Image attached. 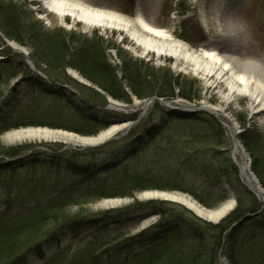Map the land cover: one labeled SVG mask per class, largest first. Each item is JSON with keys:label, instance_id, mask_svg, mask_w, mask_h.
<instances>
[{"label": "trees", "instance_id": "obj_1", "mask_svg": "<svg viewBox=\"0 0 264 264\" xmlns=\"http://www.w3.org/2000/svg\"><path fill=\"white\" fill-rule=\"evenodd\" d=\"M180 10L185 11L184 6ZM35 26L31 31L23 29L16 7L0 3L1 35L20 45L27 42L32 48L30 60L35 68L54 85L68 82L74 85L82 100L90 105L104 107L108 97L125 104H131L132 97L138 100L155 97L163 102L176 98L189 103L199 100V92L194 91L190 83L189 86L181 84L179 78L174 79L167 72L151 70V74L143 62L127 61L119 80L100 46L85 42L76 47L63 35L44 34ZM8 55H4L5 61H0V99L10 93L6 111L0 116V135L18 128L48 127L92 137L107 128L104 121L71 105V97H65L64 91L53 92L44 87V80L27 64ZM68 67L101 93H93L71 81L66 74ZM18 78V84L11 88L12 81ZM153 104L161 111V120L152 118L150 127L143 133L134 126L121 141L110 143L116 145V154L120 149H128L119 163L81 164L78 176L89 178L91 183L76 194L56 189L63 173H68L58 160L65 157L76 161L93 159L103 155L101 147L87 149L89 152L84 155H56V152L45 154L37 149L49 147L47 144L8 149L0 145V158H17L30 152L28 161L0 162V188L3 189L0 193V263L12 257L20 261L26 251L34 250L42 264H219L226 240L227 264H264V207L245 186L235 185L237 169L230 157L219 150L225 146L223 127L207 114L182 117L165 111L157 101ZM40 108L44 115L38 116ZM70 115L79 119L72 120ZM137 119L138 115L130 117L131 121ZM239 139L250 157V169L264 189V135L243 132ZM123 141H128L127 145L123 146ZM200 151L207 152L203 160L192 162V156ZM41 157L49 163L35 165ZM53 160L58 163L57 169ZM71 162L75 161L69 160L66 168L71 167ZM223 180L236 192V207L216 225L196 218L179 205L136 203L134 207L149 208L162 221L131 237L130 229L126 228L131 219L124 215L103 220L102 214L70 217L68 213L72 206L110 199L135 200L137 194L152 190L189 194L206 209H214L223 201L218 190ZM175 211L187 219L163 222L166 215ZM256 213L254 218L238 224L245 216ZM89 226L90 231L86 232ZM65 231L71 242L66 245L60 242L46 256L42 243L48 239L58 241V235Z\"/></svg>", "mask_w": 264, "mask_h": 264}, {"label": "rangeland", "instance_id": "obj_2", "mask_svg": "<svg viewBox=\"0 0 264 264\" xmlns=\"http://www.w3.org/2000/svg\"><path fill=\"white\" fill-rule=\"evenodd\" d=\"M86 1L90 4L97 5L96 3H92V0H86ZM226 1L227 0H186L185 2H181V0H106L107 3H101V5L106 6L107 9L118 11L119 13H122L123 15L128 16L130 18H134L136 11L140 9L145 19L150 20L155 26L159 28L167 29L168 31H170L171 35L174 38L187 43L189 46H191L194 49H199L201 47H208V46L213 47L221 43L222 37L219 35L217 31V25L214 21L215 11H218V15H220L223 13V10L232 7L234 9V12L232 13L234 22L242 25L243 30L247 34L248 45H246L245 48H243V50L240 48H236L235 50L229 52L234 57L236 56H241V58L248 57L254 60H261L264 62V0H238L235 3H233L234 2L233 0H231L230 2L229 1L226 2ZM0 3H7V4L11 3L16 7L17 12H19V21L21 22L23 29L31 31L32 26L35 24L36 25L35 28L38 31L48 35L53 33H58V35L61 34L67 41L71 40L73 42V45H75L76 47H80V45H84L85 42H92L97 46H100L101 49L104 50L105 57L108 60V63L113 68V70L116 72L117 78L119 80L122 79L121 69L124 67V64L127 61L143 62L145 66L148 67V71L151 74H152L151 70H153L154 73H156V71L164 72V73L167 72L171 74L174 79L179 78L181 84L187 83V85L189 86L190 83L191 86L193 87L192 89L194 91H198L200 96L199 100L195 101L194 104L196 106H200L202 103H206L209 107L216 110V113L213 111L214 114L217 115L222 121L226 120L225 117L232 119L236 123L237 130L239 132H245V133L257 132L259 134L264 135V115L252 113L249 109V101L247 98L239 97L235 99L234 102L227 103V101L225 100V96L228 90L223 85H218L217 88L206 87V85L201 79H198L197 77L193 76L190 73H183V72L176 73L172 68V60L169 58L162 59L159 63H157L154 60V58H152L151 56L141 57L139 53L134 54L129 49V47L132 46V43L123 35H121L119 32L108 31L106 33H103L98 29H91L89 31H84L82 25L80 24H77L73 29H67L66 27L62 26L60 22L53 15H50L42 8V4L39 2V0H0ZM183 6L185 11L180 10L181 8H183ZM65 22L67 24H71V21L69 19H66ZM0 40L2 41L0 42V59L2 61L6 60V57L4 55L9 54L8 55L9 57L16 56V60L19 63H25V64L27 63L23 55L13 52L6 45L7 43H14L20 47L27 49L28 57L30 59V55L32 54V48L29 46L27 42H24V45H20L14 41L4 38L1 35V33H0ZM226 54L227 52L224 51L223 49L220 55L223 56ZM72 72L77 73L81 78V80L74 77L72 75ZM66 74L71 81H75L81 87L83 88L86 87L91 91H93V93L96 91L100 92L97 89V87L93 86L90 82H88L85 78H83L74 69L68 67L66 69ZM83 83H87L88 86L84 85ZM64 86H69L78 92V89L69 82ZM44 87H49V84L45 81H44ZM7 95L8 94L6 93L0 99V116L2 113L6 111L5 102L4 104L2 103ZM64 95L65 97H71L70 98L71 102L69 103L74 107H77L78 109L84 110L86 112V115H90L96 119L102 117L103 120H106V122L109 121L110 119L115 120L116 123H114V125L112 126H120L122 124L127 123L128 121L134 122V124L131 125L130 129L135 126L138 128L139 133H143L144 130L150 127V122L152 118H155L157 121L161 120L160 117L161 111L157 108H154V104L152 102L146 107L145 110H143V106H144L143 101H145L146 99L138 100L132 97V102L133 99H135V101L137 102L136 112L128 115L126 114L124 115L123 113L120 112L108 113V112H103L101 109L96 110L95 109L96 106L90 104L87 105L80 102L73 93H69L65 91ZM109 99L110 98L108 97L107 100ZM178 100L181 99L176 98L175 100L172 101L173 102L172 104H174V102ZM118 103H121L122 105L125 104L123 102H118ZM63 105L65 106L66 104ZM125 105H130V104H125ZM159 106L162 107L165 111H167V109L164 108L165 106L161 104ZM40 109L41 111L38 114V116L44 115V113H41L43 111V108ZM133 115H138L139 119H137L136 121H131L130 117ZM70 117L72 120L79 119L78 116L70 115ZM110 126L111 124H108V127L106 129H108ZM222 127L224 129V134H225V138H224L225 146L219 148V150H221L222 153H224L226 156L230 157V152L232 149V140L230 139V137L226 136V129L224 128V126ZM27 128H38V127H27ZM27 128H18L3 133L2 135H0V145L8 149V148H16L20 146H28L29 144L39 145V146H41V144H47L49 145V147L45 148L41 146V148L39 147L37 149H40V151L45 152V154H51L50 153L51 151L56 152L57 153L56 155H60L61 153H78L84 155L87 152H89L86 151L87 149L72 148L70 146H66L61 143L34 142L27 144L21 143V145L19 144L10 145L5 141L4 136L7 133L12 131H17L20 129H27ZM40 128L54 130L48 127H40ZM106 129L100 131L99 133L105 131ZM55 130L64 131L79 137H83L78 134L68 132L65 130H60V129L59 130L55 129ZM126 130H127L126 128L120 130L116 135L117 138L115 141L118 140L121 141V139L125 138L128 135L125 134ZM98 134H96L95 136H97ZM111 142H114V140ZM111 142H109V144H107V146H105L104 148L103 147H101V149L99 148V150L103 151L102 152L103 155H99L98 157H95L93 159H91L90 157L88 159H82L77 161L73 159H69L70 161H75V162H71L70 164L71 167L69 168H66L69 164V160H66L67 157H65L62 160H58L62 164L63 169L67 170L68 173H63L64 177L60 178V181L57 182L56 189L65 193L70 192L76 194L78 190L81 189L83 186H86L87 184L91 183V180L89 178L84 176L83 177L78 176L77 172L82 170L81 164H90L93 163L94 161L99 166L119 163L122 160L121 157H123L125 154L128 153V149H122V150L120 149V152L116 154L115 153L116 145L110 144ZM127 142L128 141H123L124 144L123 146L127 145ZM200 152L201 153L192 156L191 158L192 162H194L195 160L197 162L203 160V156H205L207 152H202V151ZM27 155L26 153L21 155L20 159H24L25 161H28ZM238 160L241 162L239 157ZM38 161L39 162L35 163V165L37 166L46 164L47 162L49 163V161L44 160L43 157H41ZM73 163L75 165H73ZM53 165L57 169V165H58L57 161L53 160ZM0 176H2V174H0ZM237 180L238 182L235 181V185L237 183L243 185L239 180L238 170H237ZM4 188L6 187L4 186ZM2 190L0 188V193L3 192ZM218 190L223 196V201L220 205H218V207H220L222 204L225 203L227 199L226 195L228 191L232 192L234 198L236 199V192L234 188H232V186L228 183V181L223 180L222 184L218 187ZM154 191L168 192V193L174 192L183 195H188L189 197H191L189 194L181 193L178 191H161V190H154ZM143 193L144 192L137 194L135 200L128 198L121 199V201L126 200L128 202L113 209H101L98 205L102 201H99L96 203L87 204L79 207L72 206L70 207L68 213L70 217H78L79 215L83 216V215L102 214L103 220L118 219L124 215L129 219H131V222L128 223V226L126 228L130 229V236L132 237L139 232L138 230H140L142 222L148 220V224L145 225V228L151 229L154 225L162 221V219L157 215L155 216L149 208L134 207L136 203L143 205L146 204L147 202H159L158 200L139 201L138 197L143 195ZM191 198L194 201H196L193 197ZM161 203H166V202H161ZM218 207L214 209H217ZM208 210H213V209H208ZM108 212L110 214H108ZM144 217L146 218L144 219ZM163 219H164L163 222L164 221L168 222L172 220H179L180 222H182L184 221V219L187 218L182 216L179 211H175L172 213V215L171 214L166 215ZM131 227L134 228L131 229ZM89 228L90 226L88 227L86 232L90 231ZM57 238L58 241H56L55 239L52 240L46 239L47 241H44L42 243V251L46 256L52 253L57 248L56 246L60 242L62 245H66L71 242V237L68 231L59 234ZM13 259L14 257L10 259L7 258L0 264H42V260L38 258L34 250L26 251L23 254V257L20 261H17V259L14 260ZM225 261L221 262V264H227V262Z\"/></svg>", "mask_w": 264, "mask_h": 264}, {"label": "bare ground", "instance_id": "obj_3", "mask_svg": "<svg viewBox=\"0 0 264 264\" xmlns=\"http://www.w3.org/2000/svg\"><path fill=\"white\" fill-rule=\"evenodd\" d=\"M233 1L235 3L238 0ZM39 2L47 13L53 15L67 29H73L77 24H80L84 31L91 29H98L103 33L117 31L132 43L129 49L134 54L139 53L141 57L151 56L157 63L162 59L169 58L172 60L174 72L190 73L201 79L206 87L217 88L218 85H223L228 90L225 96L227 103L234 102L239 97L247 98L250 111L264 115V62L248 57H234L229 52L236 48L243 50L248 45L247 34L242 25L234 22L232 7L223 10L220 15H218V11H215L214 21L217 31L222 37L221 43L213 47L194 49L187 43L174 38L167 29L159 28L150 20L145 19L140 9L136 11L134 18H130L118 11L107 9L106 6L90 4L86 0H39ZM66 19H69L71 24H67ZM10 45L16 51L27 52L25 48L14 43ZM223 49L228 55H220ZM72 75L81 80L76 73L72 72ZM136 103L129 109L116 107L118 110L115 111L126 115L134 113L136 112ZM199 108H206L216 113V110L206 103H202ZM225 119L226 136L232 140L237 126L232 119L228 117ZM127 124L111 126L95 137H79L63 131L27 128L9 132L4 136V139L10 145L50 142L61 143L72 148L90 149L92 146L113 138ZM231 155L239 168L241 181L251 187L245 156L240 153L237 146L231 149ZM258 193L263 202L264 192L258 190ZM138 198L167 199L178 202L205 219H208L212 214V210H207L191 197L183 194L151 191L144 192ZM125 203H127L126 200H109L101 202L98 206L101 209H107L116 208ZM231 205L232 199L227 198L218 209H228Z\"/></svg>", "mask_w": 264, "mask_h": 264}, {"label": "water", "instance_id": "obj_4", "mask_svg": "<svg viewBox=\"0 0 264 264\" xmlns=\"http://www.w3.org/2000/svg\"><path fill=\"white\" fill-rule=\"evenodd\" d=\"M11 43H7L6 45L8 46V47H10L11 49H12V51L13 52H15V53H18V54H21V55H23V57L25 58V60H26V62H27V64L30 66V68L32 69V71H34L35 73H37L38 75H40L41 77H43L44 78V76H42L36 69H35V67H34V65L32 64V62L30 61V59H29V57H28V51L26 52V53H23L22 51H16L15 49H13L12 47H11V45H10ZM1 60V59H0ZM69 73V72H68ZM45 79V78H44ZM84 85H87L88 86V84L87 83H83ZM60 89H62V90H64V91H67V92H69V93H73L75 96H76V98L80 101V102H82L83 103V101H82V99L80 98V94L77 92V91H75L74 89H72L71 87H69V86H60L59 87ZM156 99L155 98H151V99H148V100H145L144 101V106H143V110H145L146 109V107L151 103V102H153V101H155ZM158 102H159V104H161V105H165V104H163V102H161V100H158ZM136 103V101H135V99H133V104L132 105H122V104H119V103H117V102H114V101H109V105L106 107V108H104L105 110H113V111H115V110H118V108H116V107H121V108H127V109H129V108H132L133 107V105ZM166 106V105H165ZM167 107V109L171 112V113H173V114H175V115H180V116H183V117H190V116H193L194 114H196V113H201V112H203V113H206V114H208V115H210V116H213L216 120H218V122L220 123V124H222L223 126H224V121H222L217 115H215L214 113H213V111H210V110H207L206 108H197V109H190V108H179V107H171V106H166ZM106 123H108V124H111V125H114V123H116V121L115 120H112V119H110L109 121H107ZM132 125V123L131 122H128V124L125 126V128L126 129H128L130 126ZM50 131H57V130H50ZM242 132H239L238 130L236 131V133H234L233 134V139H232V148H234L235 146H237L238 147V149H239V151H240V153L242 154V155H244L245 156V159H246V162H247V166H248V171H249V175H250V178H251V181H250V183H251V187H249V186H247L245 183H243L242 181H241V178H240V172H239V168H238V166H237V164H236V162L234 161V159H233V157H232V155H231V152H230V158H231V160H232V163L235 165V167L238 169V177H239V179H240V181H241V183L244 185V186H246L247 188H248V190L252 193V194H254V196L257 198V200H258V202L262 205V207H264V201L262 202L261 201V197H260V194L258 193V190H261L262 192H264V189L260 186V184H259V182H258V180H257V178L254 176V174L252 173V171L250 170V159H249V156L247 155V153L245 152V150H244V148L242 147V145L240 144V140L238 139V136L241 134ZM74 135V134H73ZM76 136V135H75ZM115 137H113V138H111V139H109V140H107V141H103V142H101V143H99V144H97V145H95V146H92L91 148H97V147H100V146H102V145H105L107 142H109L110 140H112V139H114ZM243 161V160H242ZM174 193V192H173ZM178 194H180V193H178ZM186 196H188V195H186ZM139 197H141V196H139ZM189 197V196H188ZM226 198H230V199H232V205H231V207H229L228 209H213L212 210V214L209 216V218L208 219H205V218H202V217H199V216H197L196 214H194L192 211H190L189 209H187L186 207H184L182 204H179L178 202H174V201H171V200H167V199H155V200H158V201H161V202H166V203H171V204H176V205H180V206H182L183 208H185L188 212H190L193 216H195L196 218H198V219H200V220H202V221H204V222H207V223H210V224H213V225H216V224H218L223 218H225L234 208H235V206H236V201H235V198H234V195H233V193L232 192H229L228 191V193H227V195H226ZM138 200L139 201H143V200H146V201H149V200H153V199H140V198H138ZM121 201V200H120ZM123 201H125V200H123ZM128 202V201H127ZM113 209V208H112ZM208 210V209H207ZM215 210V211H214ZM213 212H216V213H213ZM258 213H256V214H252V215H249V216H245L244 218H242L241 219V221H239V223L238 224H243L244 222H246L247 220H249V219H251V218H254L256 215H257ZM149 215V214H148ZM146 217H144V219H145ZM237 224V225H238ZM236 226V225H235ZM225 246H226V240L224 241V243H223V245H222V249H221V259H222V262L224 261V249H225Z\"/></svg>", "mask_w": 264, "mask_h": 264}]
</instances>
